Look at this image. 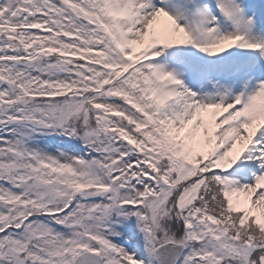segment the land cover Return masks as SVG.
<instances>
[{
  "label": "snow or ice",
  "instance_id": "6c2138e0",
  "mask_svg": "<svg viewBox=\"0 0 264 264\" xmlns=\"http://www.w3.org/2000/svg\"><path fill=\"white\" fill-rule=\"evenodd\" d=\"M0 264H264V0H0Z\"/></svg>",
  "mask_w": 264,
  "mask_h": 264
}]
</instances>
